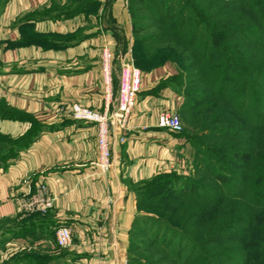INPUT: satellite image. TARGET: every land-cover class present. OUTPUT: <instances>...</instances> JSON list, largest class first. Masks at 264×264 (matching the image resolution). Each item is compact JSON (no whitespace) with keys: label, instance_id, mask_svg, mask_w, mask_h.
I'll return each mask as SVG.
<instances>
[{"label":"crops","instance_id":"1","mask_svg":"<svg viewBox=\"0 0 264 264\" xmlns=\"http://www.w3.org/2000/svg\"><path fill=\"white\" fill-rule=\"evenodd\" d=\"M133 45L125 0H7L0 7V101L15 116L0 118V136L19 140L0 163V236L8 256L16 254L10 264L18 257L17 264L128 263L133 186L167 171L178 148L176 134L157 126L159 113L173 112L180 98L165 84L174 68L140 71L127 128L110 129L107 173L96 165L97 126L73 119L71 105L113 113ZM35 183L55 198L46 213L20 207ZM59 226L71 230L68 247L55 243Z\"/></svg>","mask_w":264,"mask_h":264},{"label":"trees","instance_id":"2","mask_svg":"<svg viewBox=\"0 0 264 264\" xmlns=\"http://www.w3.org/2000/svg\"><path fill=\"white\" fill-rule=\"evenodd\" d=\"M128 1L134 64L173 66L165 84L182 96L184 131L200 132L193 141L194 173L201 176L157 175L151 182L167 185L155 201L169 215L158 221L165 232L150 228L152 244L144 248L169 253L150 264H264V0ZM141 2L152 16L144 26L147 19L136 15ZM148 24L157 31L143 35ZM0 118H15L1 101ZM18 142L0 136V163ZM136 219L130 240L142 224ZM168 235L181 241L176 251ZM130 248L127 264H138Z\"/></svg>","mask_w":264,"mask_h":264},{"label":"built area","instance_id":"3","mask_svg":"<svg viewBox=\"0 0 264 264\" xmlns=\"http://www.w3.org/2000/svg\"><path fill=\"white\" fill-rule=\"evenodd\" d=\"M112 55L108 49L103 51L102 65L105 72L111 67ZM141 72L134 65L133 59H126L121 63L119 87L116 101V110L113 113H100L93 109L81 106L78 103L71 105L73 119L94 123L97 126V160L96 165L102 174L107 173L111 166L110 129L113 124L121 129L128 126L130 116L135 107L137 95L141 85ZM157 126L178 133L182 129L179 117L173 112L163 111L157 117ZM124 139L121 138V141ZM31 189V188H30ZM28 199L21 202L20 207L29 212L46 213L53 205L55 198L50 195L45 183H35L30 190ZM55 243L59 247H68L72 241L69 227L59 226L55 229Z\"/></svg>","mask_w":264,"mask_h":264},{"label":"rangeland","instance_id":"4","mask_svg":"<svg viewBox=\"0 0 264 264\" xmlns=\"http://www.w3.org/2000/svg\"><path fill=\"white\" fill-rule=\"evenodd\" d=\"M5 4V0H0V7ZM125 4L127 6V8L129 7V5L131 4L130 1L125 0ZM136 8V7H135ZM139 12H136V15L141 16L143 19H147L146 21L140 23L143 26L146 25V23H148V20H151V15L149 14V10H151L149 7H147V3H143L141 2V4H139L138 6ZM149 26H146L148 28H146L143 32V35H149L151 33H155L156 28H153L152 26L150 27L151 24H148ZM134 62V60H133ZM135 65V64H134ZM136 66V65H135ZM137 67V66H136ZM140 71L142 70V68L137 67ZM185 81V80H184ZM176 83V82H175ZM184 87V84H183ZM185 91V88H184ZM180 98L178 99V103L176 104V108L173 111L174 114H176L179 119L181 120L182 123V129L176 133L177 139H175V143L176 145H178V148L175 149L174 152V157L172 159V164H169L167 171H162L156 175H154L151 178L145 179L139 183H137L136 185L133 186V190L135 192V196H136V201L137 199L141 202L139 204V206L137 207V213H136V220L138 222H142L141 225H136L134 230L131 233V242L129 244V246L131 248H134V252L132 253L131 257L138 262V264H150L151 260H158L159 258L164 256V253H169L168 251L164 250V249H159L162 252L156 251L155 249L150 251L147 248H144L151 243V236H153L152 232L150 231V228L154 229V233L155 231H159L157 229H162V225H160L158 223V221L162 220H167L168 218V213L166 211L163 210V212L161 211V205L163 204L162 201H158L156 202V198H157V193L158 194H163L165 189L167 188V185H155L151 186V182L154 180L155 176L157 175H163V176H167L168 178H174V174L185 177L186 179H192L193 181L198 179V175L201 176V174L199 173L198 175H195L194 171H195V166H194V154H195V147H194V141H196V138L194 137V135H197L200 133L199 131H195L196 128H192L190 130V132H185L184 128H185V115L183 114H178V110L179 106L181 104L182 100V96H179ZM170 131V130H169ZM172 132V131H171ZM174 133V132H173ZM186 134L187 137H189V139H191L190 141H187V139H183L180 138L181 134ZM203 140H199V142ZM198 142V141H197ZM6 148H0V154L1 152H3ZM163 178V177H161ZM190 188V187H189ZM156 190V191H155ZM158 191V192H157ZM154 201V202H153ZM162 232H165V229H162ZM166 234V233H165ZM169 236V235H168ZM172 239H174V243L172 245V248H170V251H176L177 250V245L179 243V238H175L174 236H169ZM171 238H168L167 241H170ZM181 242V241H180ZM184 245V249L188 251V245L187 244H183ZM153 246V245H152ZM155 247V246H153ZM130 248V249H131ZM159 248V247H158ZM152 256V258H148V256ZM16 254L13 252V256L10 258L8 256V254L6 253V245L5 244H1L0 243V264H10L9 260H11L13 257H15ZM129 257V255H128ZM156 262V261H155ZM162 264V263H160ZM166 264V263H164Z\"/></svg>","mask_w":264,"mask_h":264}]
</instances>
